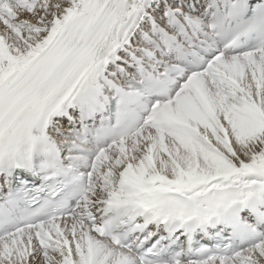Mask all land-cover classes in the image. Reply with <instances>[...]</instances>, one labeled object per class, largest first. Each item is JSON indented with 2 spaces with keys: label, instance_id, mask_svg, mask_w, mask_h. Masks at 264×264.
I'll return each instance as SVG.
<instances>
[{
  "label": "snow or ice",
  "instance_id": "6c2138e0",
  "mask_svg": "<svg viewBox=\"0 0 264 264\" xmlns=\"http://www.w3.org/2000/svg\"><path fill=\"white\" fill-rule=\"evenodd\" d=\"M0 24V264H264V0Z\"/></svg>",
  "mask_w": 264,
  "mask_h": 264
},
{
  "label": "rangeland",
  "instance_id": "374dc122",
  "mask_svg": "<svg viewBox=\"0 0 264 264\" xmlns=\"http://www.w3.org/2000/svg\"><path fill=\"white\" fill-rule=\"evenodd\" d=\"M2 28H3V26H2V24H0V30H2Z\"/></svg>",
  "mask_w": 264,
  "mask_h": 264
}]
</instances>
